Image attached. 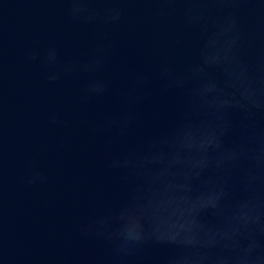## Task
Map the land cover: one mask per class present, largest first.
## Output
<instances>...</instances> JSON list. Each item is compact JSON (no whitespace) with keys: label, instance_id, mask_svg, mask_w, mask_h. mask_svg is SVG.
I'll return each mask as SVG.
<instances>
[{"label":"water","instance_id":"95a60500","mask_svg":"<svg viewBox=\"0 0 264 264\" xmlns=\"http://www.w3.org/2000/svg\"><path fill=\"white\" fill-rule=\"evenodd\" d=\"M260 5L264 0L240 6L246 31L261 19L247 9ZM111 6L124 12L118 22L105 24L74 21L67 0H0V264H163L178 254L185 256L182 264H229L253 211L239 192L220 195L215 172L190 179L201 167L195 129L183 134V147L161 146L136 174L109 167L113 156L144 148L149 135L170 127L181 103L153 95L134 109L135 129L117 137L105 124L123 110L130 75L155 76L163 64L185 70L204 37L185 28L180 12L161 14L170 5L120 0ZM101 47L104 66L80 71ZM216 76L222 79L223 72ZM94 79L108 82L105 95L86 93ZM33 173L39 175L30 184ZM122 207L130 227L146 221L183 252L150 244L138 257L119 261L107 242L81 236L82 225Z\"/></svg>","mask_w":264,"mask_h":264},{"label":"clouds","instance_id":"9594fccd","mask_svg":"<svg viewBox=\"0 0 264 264\" xmlns=\"http://www.w3.org/2000/svg\"><path fill=\"white\" fill-rule=\"evenodd\" d=\"M67 2L74 21L116 23L124 12L111 6L120 0ZM100 2L110 6L94 7ZM154 2L171 6L161 9V14L170 16L180 12L185 28L201 34L204 40L196 51L194 62L181 72L163 64L155 76L144 72L130 75V82L122 93L123 110L105 124L117 137H126L135 129L137 113L134 109L153 95L165 99L179 97L181 103L174 109L170 127L149 135L144 148L132 146L113 156L109 167L129 175L136 174L150 163L149 157L161 146L183 147V134L195 129L194 150L201 167L190 179L201 178L206 170L215 172L220 195L226 198L239 192L254 215L245 228L242 243L230 250L226 260L229 264H264V5L247 9L253 18L261 13V19H254L246 31L241 23L240 6L257 5L259 0ZM176 5L183 7L178 9ZM30 58L36 59V53ZM48 59L50 63L55 60L54 50L50 51ZM105 62L101 47L86 64L79 66V70L97 72ZM70 70L76 71L77 66H71ZM218 71L223 72L222 79L217 78ZM47 78L56 80L59 76ZM108 91V82L101 79L90 81L86 88L91 96H103ZM51 119L55 122L56 118ZM37 175L39 173H33L27 182L34 183ZM45 179L41 177L42 182ZM80 234L107 242L113 257L119 261L138 257L150 244L168 245L181 253L185 249L156 236L146 221L130 227L123 207L94 217L81 226ZM210 258L215 259V256ZM184 259L183 254L173 255L163 264H182Z\"/></svg>","mask_w":264,"mask_h":264}]
</instances>
